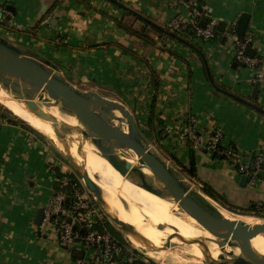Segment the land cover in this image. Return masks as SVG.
<instances>
[{
    "label": "crops",
    "instance_id": "0c3cea01",
    "mask_svg": "<svg viewBox=\"0 0 264 264\" xmlns=\"http://www.w3.org/2000/svg\"><path fill=\"white\" fill-rule=\"evenodd\" d=\"M55 1L0 0V8L8 11L4 18L0 13V41L35 61L53 64L57 70L47 68L78 91L126 106L138 124L146 125V133L161 142L164 162L173 170L189 167L193 151L196 171L188 177L192 186H210L238 209L264 207V170L257 184L244 183L229 162L194 149L187 133L194 118L195 132L204 138L220 129L224 146L243 154L264 153V116L216 91L203 60L191 48L153 32L154 44L127 33L118 24L123 18L141 31L149 24L112 2ZM119 1L164 27L175 15L169 0ZM196 1L209 16L227 24L250 14L252 48L264 52V0ZM186 33L178 35L202 51L216 84L250 99L255 70L235 63L234 40L225 36L223 42L200 44ZM259 101L264 106L263 84ZM42 147L24 127L0 115V264H79L80 259L97 264L92 252L78 248L74 252L83 256L77 258L35 224L57 177L51 165L58 160L49 161L48 149Z\"/></svg>",
    "mask_w": 264,
    "mask_h": 264
},
{
    "label": "water",
    "instance_id": "95a60500",
    "mask_svg": "<svg viewBox=\"0 0 264 264\" xmlns=\"http://www.w3.org/2000/svg\"><path fill=\"white\" fill-rule=\"evenodd\" d=\"M108 1L129 12L138 18L139 21L149 24L164 35L197 52L203 60L208 81L216 91L264 116V106L259 101L262 87L260 81L254 82L250 99H245L238 94L221 88L216 84L205 56L196 45L169 31L164 26L156 24L119 0ZM7 9L10 8L7 7ZM251 17L250 14L243 13L238 19L236 33L239 37L243 38L246 35ZM207 22L208 18L205 17L200 22V27L205 28ZM226 27V22H219L217 30L221 34L219 37L220 42L225 40ZM255 54L256 50L251 47L246 50V55L249 57H254ZM47 67L57 70L53 64L35 61L13 46L0 41V78L2 82L12 92L16 93L26 105L31 107L32 113L45 121L51 122L60 138L65 140L66 136L62 130L63 124H59L56 118L46 114L43 107L50 109L53 106H58L63 113L74 115L84 128L98 138L108 153L109 162L120 171L123 177L132 180L139 187L160 198H173L179 203L180 208L198 221L205 230H211L221 240L223 247H239L242 255L236 258L237 264H264V255L254 250L251 244V241L259 234H264V224L250 226L244 221L227 220L202 206L188 192L172 170L141 142L138 123L133 113L126 106L120 102L104 98L95 92H80L73 85L58 78ZM115 111H119L126 120L127 131L111 119ZM125 149L133 151L138 156L140 164L151 170L155 183L140 168L134 167L131 163L123 160L122 152ZM69 159L72 160L71 158ZM81 173L88 190L94 195L107 218L114 222L126 236L130 235L137 238L128 225L106 211V203L102 191L90 181L85 173L82 171ZM247 180V177L244 176L243 182L246 183ZM159 185H162L161 190L158 189ZM43 219L44 209L40 208L35 219V224L38 228L42 225ZM171 246H175V244H167L157 248L156 251L165 250ZM206 253H208L207 248ZM74 256L82 258L83 254L74 252Z\"/></svg>",
    "mask_w": 264,
    "mask_h": 264
},
{
    "label": "bare ground",
    "instance_id": "6f19581e",
    "mask_svg": "<svg viewBox=\"0 0 264 264\" xmlns=\"http://www.w3.org/2000/svg\"><path fill=\"white\" fill-rule=\"evenodd\" d=\"M0 86L19 98L23 112L33 126L40 127L61 153L71 158L80 168L86 165L87 171L84 173L102 191L106 211L128 225L137 238L141 237L139 233L141 231L145 238L159 247L175 244L165 249L168 258L173 259L175 264H237V257L232 251H236L240 257L242 251L239 247H223L221 240L211 230H205L198 221L184 212L173 198H160L123 177L109 162L108 153L98 138L84 128L74 115L63 113L58 106L50 109L43 107L46 114L56 118L59 124H63L62 130L66 134L64 140L57 135L51 122L32 113L31 107L12 92L1 78ZM111 119L116 124L127 125L119 111H115ZM122 156L123 160L140 168L155 183L151 170L140 164L138 156L133 151L125 149ZM158 189L161 190L162 185H159ZM212 202L218 208V205ZM221 212L227 220L244 221L250 226L264 224L260 219L251 216H232L226 210ZM251 244L254 250L264 255V234H259Z\"/></svg>",
    "mask_w": 264,
    "mask_h": 264
},
{
    "label": "built area",
    "instance_id": "2783aa9c",
    "mask_svg": "<svg viewBox=\"0 0 264 264\" xmlns=\"http://www.w3.org/2000/svg\"><path fill=\"white\" fill-rule=\"evenodd\" d=\"M169 3L171 9L175 11V15L165 26L169 31L179 34L184 31V28H188L190 33L186 34L189 37H195L206 43L217 38L219 21L206 13L200 2L169 0ZM0 13L4 18L8 11L0 8ZM205 17L208 18V22L206 27L202 28L199 24ZM237 22L238 20H235L227 24L224 36L234 40V59L239 66L253 68L254 82L260 81L264 85V52H256L254 57L246 55V50L253 47L254 34L247 31L243 38L239 37L236 33ZM194 125L195 120L191 118L187 133L194 149L207 151L217 159L229 162L239 174L247 177L252 185L260 181L264 170L262 151L243 154L234 146L223 145V133L220 129H215L210 137L204 138L202 134L195 132ZM57 165V161L51 165L56 176ZM95 199L89 191L81 189L77 180L73 181L67 176L63 178L57 176L53 195L44 207V219L39 229L47 236L56 238L63 248L72 252L78 248L92 252L97 264H120L119 258H122L126 251L129 254L123 260L126 264H133L135 259L146 264H153L144 253L130 246L123 251V246L118 244L107 230L96 229V224L104 221V215ZM258 207L261 210L262 205L259 204ZM78 263L84 264L83 259L78 260ZM86 264H93V262L89 261Z\"/></svg>",
    "mask_w": 264,
    "mask_h": 264
},
{
    "label": "rangeland",
    "instance_id": "374dc122",
    "mask_svg": "<svg viewBox=\"0 0 264 264\" xmlns=\"http://www.w3.org/2000/svg\"><path fill=\"white\" fill-rule=\"evenodd\" d=\"M194 41H198L200 44L204 43L202 40H197L195 37L193 38ZM211 41L207 42L209 45ZM208 45V44H207ZM2 93V94H1ZM7 95V96H6ZM10 95V96H9ZM11 97V98H10ZM7 98V99H6ZM13 98V99H12ZM9 99V100H8ZM16 101V102H15ZM17 103V104H16ZM18 107V108H17ZM0 115L7 116L8 120H15L17 125L23 128L24 126H29L33 130L39 132L43 138L38 137L35 133H30L33 140L37 143L43 146L42 148L48 149V156L49 161L53 158L58 160L57 163V170L60 171L62 174H67L66 176L72 179H76L79 185L81 186V189L84 191H89L86 183L83 179L81 171L84 173V171H87L86 165H84L82 168L76 166V164L69 159V157L63 153H61L56 146L53 144L51 139L42 132V129L38 126H33V123H31L30 119L27 117V115L23 112L22 105L19 102V98L15 95H11L5 88L0 86ZM121 128L124 130H128V125H124L122 123L118 124ZM139 131H140V140L141 142L154 154H156L163 162L165 161V152L162 151L163 146L159 140L154 138L152 135L150 136L147 132V128L145 124L139 123L138 124ZM40 128V129H39ZM168 155V154H167ZM165 163V162H164ZM52 164V163H50ZM167 165V164H166ZM168 167L172 170L174 175L183 183L185 188L190 192L194 199L197 200L202 206H204L207 209H210L213 213H216L217 215L225 217L224 214H222L221 210L228 211L232 216H251L254 218L260 219L264 223V213L261 215H258L256 212L252 211H239V210H230L229 207H226L225 205H222L221 203L211 199L207 195H205L201 188H198L197 186H192L191 180L188 178L190 177L188 174H185L181 170H173L171 166L168 165ZM81 170H79V169ZM90 192V191H89ZM91 193V192H90ZM91 196H94L91 193ZM93 198V197H92ZM94 200V199H93ZM96 200V199H95ZM214 201L218 208H216L213 205ZM100 210L102 211L105 221L107 223V227L110 230L111 233L116 235V232L119 233V236L125 240L129 244L130 247H132L135 250H138V252L144 253L145 256L150 260L153 264H175L173 259L168 258L165 250L156 251L157 248H161L151 242L149 239L145 238L141 231H139L141 237L135 239L132 236H126L122 230L111 220L107 218V216L104 214L103 210L101 209L100 205L97 203ZM108 212V211H107ZM110 213V212H108ZM111 214V213H110ZM118 236V234H117ZM232 254L235 255V257H238L239 254L236 251H232Z\"/></svg>",
    "mask_w": 264,
    "mask_h": 264
},
{
    "label": "trees",
    "instance_id": "16d2710c",
    "mask_svg": "<svg viewBox=\"0 0 264 264\" xmlns=\"http://www.w3.org/2000/svg\"><path fill=\"white\" fill-rule=\"evenodd\" d=\"M61 0H56L55 1V4L59 3ZM126 15L128 16H132L129 12L127 11H124ZM135 18V17H134ZM135 20L138 21L137 18H135ZM118 24L120 25L121 28H123L127 33L133 35V36H137L145 41H147L148 43L150 44H154L155 43V39H154V36L152 37L149 32H153L155 33L159 39H162L163 37H166V38H170L171 40H174L173 38L169 37V36H165L162 32H160L159 30L149 26V25H145V28L141 31L140 29H137L135 27L134 24L132 23H127L125 22L124 18L122 20H120L118 22ZM185 30L184 31H187L188 33H190L189 29L188 28H184ZM220 33H218L217 35V38L214 40V41H219V35ZM176 41V40H174ZM177 42V41H176ZM179 43V42H178ZM237 65H239L237 62H235ZM6 118H8L7 116H5ZM10 122H12L13 124H18L16 123L15 120H9ZM150 124V126L153 125V121L152 122H149L148 125ZM24 128L29 131V132H32V133H35L38 137H41L43 138L44 136H42L39 132L33 130L32 128H30L29 126H24ZM183 171H186L188 172V175L191 176V177H194L195 176V171H196V162H195V158H194V155H193V151H192V155H191V160H190V164H189V167H186V166H183ZM57 176L59 178H63L65 177L66 175L62 174L60 171L57 170L56 172ZM72 179V178H71ZM73 181L76 180V179H72ZM202 191L205 195H207L208 197H210L211 199L221 203L222 205H225L226 207H229L230 210L234 209V210H239V211H252V212H256L258 215H261L262 213H264V207L262 206L261 207V210L259 209L258 205H255L253 208H249V209H238V208H235L231 205H229L226 201H224L222 199V197L213 189L211 188L210 186H207L205 185L203 188H202ZM96 229H98L99 231H103V230H107L112 238L118 242V244H120L121 246H123V251H126L127 250V247H129V244L127 242H125V240H123L122 237L119 236V233L116 232V235H114L113 233L110 232V230L108 229L109 227H107V223L105 221V218H104V221L103 222H99L96 224ZM118 234V236H117ZM127 252V251H126ZM125 253V255L121 258H119V262L120 264H126L123 260L125 258L128 257V253ZM133 264H146L145 262H142L138 259H135Z\"/></svg>",
    "mask_w": 264,
    "mask_h": 264
}]
</instances>
